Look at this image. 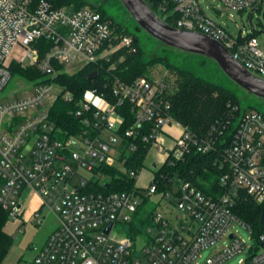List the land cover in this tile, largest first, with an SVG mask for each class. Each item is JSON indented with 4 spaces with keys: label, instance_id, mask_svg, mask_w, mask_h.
Returning a JSON list of instances; mask_svg holds the SVG:
<instances>
[{
    "label": "built area",
    "instance_id": "built-area-1",
    "mask_svg": "<svg viewBox=\"0 0 264 264\" xmlns=\"http://www.w3.org/2000/svg\"><path fill=\"white\" fill-rule=\"evenodd\" d=\"M220 1L240 12L264 11V0ZM158 14L176 27L219 40L235 59L264 77V49L253 30L244 26L231 32L205 12L200 0H164ZM135 37L90 5L0 0V94L12 79L13 60L44 74L32 82L31 93L0 102V203L9 216H22L23 191L31 189L40 200L31 212L36 223H44L43 209L58 220L44 243L30 245L33 256L26 264H200L201 251L225 238L233 222L252 231L233 206L242 192L264 201V112L230 104L226 117L198 136L173 117L169 80L141 74L130 82L112 76L106 89L87 88L76 101L81 115L76 132H64L50 119V107L59 96L74 101L73 93L53 79L55 63L69 71V63L110 62L118 53L117 60L122 61L137 51ZM15 48L23 52L21 57H11ZM126 103L134 124L122 130L125 117L120 109ZM126 137L132 139L125 142ZM138 137L148 146L145 160L151 150L160 160L157 165L153 159L149 183L138 186L135 181L126 190L102 189L110 185L113 174L137 180L144 165L136 169L126 162L138 147ZM218 144L223 151L222 194H207L179 173L160 172L155 178L164 164L173 165L191 149L207 153ZM110 167L116 172H108ZM169 203L176 208L174 220L159 210ZM144 206L147 223L131 232ZM118 223L123 227L116 229ZM228 236L230 243L203 264H223L245 248L236 233ZM139 237L144 240L141 246ZM259 241L260 249L238 264H264V231Z\"/></svg>",
    "mask_w": 264,
    "mask_h": 264
},
{
    "label": "trees",
    "instance_id": "trees-1",
    "mask_svg": "<svg viewBox=\"0 0 264 264\" xmlns=\"http://www.w3.org/2000/svg\"><path fill=\"white\" fill-rule=\"evenodd\" d=\"M50 1L57 6L70 4L76 6L89 5L83 0ZM146 1L158 13L160 4L164 2V0ZM90 6L112 19L119 30L132 33L125 24L114 17H110L101 4H90ZM167 21L174 25L171 19H167ZM136 45L138 47L137 51L133 54H126L122 61L117 60L119 53L113 56V59L117 61L115 67L111 69H109V66L113 59L110 62L89 63L74 71H66L64 64L55 63L57 72L53 79L64 89L71 91L74 96V101L71 102L59 96L51 105L49 116L57 127L67 133L76 132L81 128V120L77 114L79 107L76 101L83 96L87 88L97 86L101 89H106L105 83L109 82L113 78L112 76H118L120 79L130 82L138 75H147L145 70L154 62H161L177 73L178 87L169 94L171 113L176 120L187 126L198 136H205L218 119L225 118L230 110V104H241L240 95L235 90L208 80L191 69L169 63L161 57L147 58L146 52L140 46L139 39L136 41ZM10 67L12 76H19L21 80L33 82L44 76L36 67L22 64L19 61H11ZM95 70L98 71L97 78H89L88 75ZM107 91H109V88ZM120 110L125 117L122 123V130H125L134 124V116L127 103ZM131 139V137H126L124 141ZM135 141L138 143V147L129 155L130 158L126 163L130 168L141 169L144 165L148 146L143 143L141 137H138ZM221 162H223V151L219 144L214 150L207 153L191 149L183 159L173 165L164 164L156 172L155 178L159 176L160 172L179 173L183 179L191 181L207 194L220 195L225 191V188L220 184V175L224 170ZM106 170L110 173H115L117 169L110 167L106 168ZM135 181L133 177L113 174L110 185L108 187L102 186V189L106 191L131 189ZM161 183L162 187H165L164 182L162 181ZM1 185L2 179L0 177V187ZM145 211V206L141 207L137 215L140 220L138 223L133 222L131 224V232L132 230L133 232L141 230L145 226L147 223L143 217ZM233 211L243 222L251 226L252 235L260 243L259 235L264 231V221L261 222V215L264 212V201L257 202L251 196L242 192L233 206ZM8 218V211L0 203V264L4 261L13 244V235L5 228Z\"/></svg>",
    "mask_w": 264,
    "mask_h": 264
},
{
    "label": "rangeland",
    "instance_id": "rangeland-1",
    "mask_svg": "<svg viewBox=\"0 0 264 264\" xmlns=\"http://www.w3.org/2000/svg\"><path fill=\"white\" fill-rule=\"evenodd\" d=\"M83 1L89 5L101 4L110 17H114L125 24L132 34L138 37L140 46L144 52H146L147 58L158 56L167 60L169 63L191 69L208 80L215 81L225 87L235 90L240 95L243 108L253 107L264 112V99L246 94L244 90L237 87V85L218 67L215 61L199 54L181 52L171 47L162 46L155 38L149 36L136 25L135 20L128 15L119 0ZM200 3L208 15L218 22H221L231 32L236 34L239 29L244 26L248 31L253 30L259 40V46L264 49V11L252 12L251 9H247L240 12L224 7L220 0H200ZM22 55L23 52L15 48L11 57H21ZM66 67L69 71H74L80 68L81 64L69 63ZM145 73L153 78L164 77L168 79L173 92L178 87L177 73L161 62H154L149 65ZM32 84V82L21 80L19 76L13 75L12 79L7 83L0 94V102L26 96L32 92ZM153 159H157V165L160 164L159 157L151 150L145 160L144 167L137 177L136 184L138 186H146L153 176L155 171ZM36 199H38V197L33 190L25 189L22 195L24 213L22 216L18 217L9 216L7 219L5 228L13 235V244L2 264H26V260L33 256L29 248L30 245L33 243L40 244L41 239H43L47 232L57 224L58 220L56 215L49 212L47 209H43L42 211V213L45 214L44 223L41 225L36 223L35 219L31 216L32 207H34ZM37 205H35V208L38 207ZM159 210L172 220L175 219V215L172 213L173 210L174 212L176 211L174 205L169 203L167 207L160 206ZM121 226L122 225L118 223L115 227L116 229H120ZM231 232L236 233L240 239L245 241V248L241 252L225 260L223 264H238L241 258L245 259L250 252L260 249L257 239L252 235L249 229L239 221H235L231 225L225 238L217 244L209 246L201 251V256L199 257L200 264H203L207 257L212 256L223 246L230 243L228 235ZM137 242L138 245L141 246L144 240L139 237Z\"/></svg>",
    "mask_w": 264,
    "mask_h": 264
},
{
    "label": "water",
    "instance_id": "water-1",
    "mask_svg": "<svg viewBox=\"0 0 264 264\" xmlns=\"http://www.w3.org/2000/svg\"><path fill=\"white\" fill-rule=\"evenodd\" d=\"M136 25L149 36L155 38L162 46L175 50L199 54L215 61L218 67L237 85L259 99H264V77L252 72L233 57L228 49L217 39L200 31L176 27L162 18L146 0H119ZM74 6L68 7L72 13ZM135 41L138 38L135 37ZM98 71L91 72L89 78H97ZM81 115L78 114V117ZM108 186V184H106ZM264 221V212L261 222ZM108 224L105 231L110 229ZM233 236V235H231ZM264 243L261 244L263 246Z\"/></svg>",
    "mask_w": 264,
    "mask_h": 264
},
{
    "label": "crops",
    "instance_id": "crops-1",
    "mask_svg": "<svg viewBox=\"0 0 264 264\" xmlns=\"http://www.w3.org/2000/svg\"><path fill=\"white\" fill-rule=\"evenodd\" d=\"M169 129L172 130V132H173V131H176V133L178 132V130H177L176 128H174V127H170ZM169 129H168V130H169ZM35 202H36L35 205L40 204L39 197H38V199H36ZM35 205H34V207H32V210L36 207ZM37 206H39V205H37ZM56 226H57V224H56L52 229H50V230L47 232V234L43 237V239H41L40 244H41V243H44V241L47 239V236L51 233V231H52Z\"/></svg>",
    "mask_w": 264,
    "mask_h": 264
}]
</instances>
